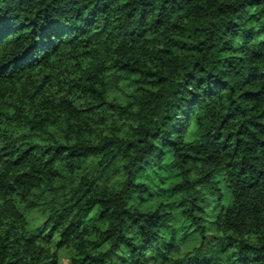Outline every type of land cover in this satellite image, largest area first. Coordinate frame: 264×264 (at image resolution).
<instances>
[{"label":"trees","instance_id":"obj_1","mask_svg":"<svg viewBox=\"0 0 264 264\" xmlns=\"http://www.w3.org/2000/svg\"><path fill=\"white\" fill-rule=\"evenodd\" d=\"M64 252L264 264V0H0V264Z\"/></svg>","mask_w":264,"mask_h":264},{"label":"rangeland","instance_id":"obj_2","mask_svg":"<svg viewBox=\"0 0 264 264\" xmlns=\"http://www.w3.org/2000/svg\"><path fill=\"white\" fill-rule=\"evenodd\" d=\"M41 225H42V222H40V221L34 222V223L31 224L30 229L32 231H34L35 233H38L39 230H40ZM69 256H70V254H68L67 252H64L62 254V258H61V263L60 264H68Z\"/></svg>","mask_w":264,"mask_h":264}]
</instances>
